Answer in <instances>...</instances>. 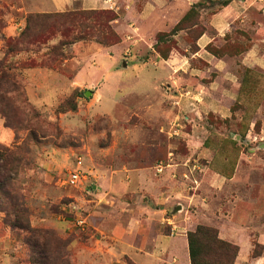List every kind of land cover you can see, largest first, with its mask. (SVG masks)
Here are the masks:
<instances>
[{
  "label": "crops",
  "instance_id": "1",
  "mask_svg": "<svg viewBox=\"0 0 264 264\" xmlns=\"http://www.w3.org/2000/svg\"><path fill=\"white\" fill-rule=\"evenodd\" d=\"M27 1L34 13L42 14L69 12L76 5L83 11H111L115 14L111 25L122 39L108 47L72 44L70 49L77 55L83 52L86 64L78 57L65 60L62 66L71 69L69 77L46 68L26 69L25 92L33 105L54 102L55 106L74 89H93L87 91L101 99L102 87L128 69L138 73L135 81L144 78L141 88L147 83L155 88L167 77L170 98L190 114L185 118L193 124L185 134L186 148L190 158L202 166L195 178L196 187L188 190H182L175 181V166L166 167L157 178L143 168L93 175L95 189L75 197L77 219L83 218L80 212H86L84 228L89 232L85 245L74 247L77 264H191L187 231L196 224L215 228L220 240L238 247L233 264H264V149L234 139L241 131L237 127L231 131L232 126L226 124L238 117L237 112L242 122L250 112L252 118L242 123L249 127L246 137L253 133L255 123L260 122L259 133L264 130V16L259 6L253 0H230L210 15L202 9L198 21L205 30L195 39L196 49L184 47V54L173 50L163 60L154 53L146 56L156 35L171 32L192 5L202 0ZM238 30L249 36L244 51L236 56H216L208 50V46L219 49L227 40L234 42L241 34ZM186 31L174 32L173 36ZM8 33L14 35L12 27ZM128 50L131 55L123 62L126 67L122 72L113 71L114 60ZM138 55L152 61H140ZM94 61L97 65H91ZM157 64L163 68L159 77L153 71L146 72ZM239 66L253 70L252 88L248 90L242 89L237 76ZM99 81L101 87L96 91L92 86ZM115 103L113 108L106 107L114 112ZM209 116L222 124L210 123ZM13 137L3 124L0 143L7 144ZM180 159L186 163L190 160ZM166 193L186 196L187 205L194 211L188 210V218L175 226V234H170L164 222L166 210L161 204ZM71 224L75 226L74 220ZM49 226L61 234L69 227L59 219ZM256 246L259 253L254 254Z\"/></svg>",
  "mask_w": 264,
  "mask_h": 264
},
{
  "label": "rangeland",
  "instance_id": "2",
  "mask_svg": "<svg viewBox=\"0 0 264 264\" xmlns=\"http://www.w3.org/2000/svg\"><path fill=\"white\" fill-rule=\"evenodd\" d=\"M223 1L226 0L215 2L202 0L192 5L194 14L198 16L202 9H206L207 15H210ZM27 2V0H0V70L13 76L8 80L0 79V127L4 124L14 135L7 144L0 143V150L3 147L22 144L26 153L11 175L10 189L13 194L24 195V206L27 208L32 227L51 229L59 237L71 239L70 256L72 264H77L74 247L76 244L80 247L85 245L89 232L86 228L81 229L71 224V221L74 220L75 223L79 216L75 197L87 195V192L95 189L93 175L118 171L120 168H143L151 170L157 178L162 175L166 167L175 166V181L180 184L182 190H188L189 187H196L195 178L202 166L190 158L191 154L186 148L185 134L190 133L193 124L185 118L190 114L180 110L175 99L170 98L167 77L166 81L155 88L149 87L148 83L141 88L140 84H143L144 78L140 77L135 81L138 73L128 69L102 87L104 97L101 99L93 96L92 93L85 95L87 90L93 91V89H84V91L74 89L55 106L54 102H35L37 106L33 105L25 92V71L30 68H26L27 64L24 65L23 62L38 64L44 60L49 65L48 68H44L69 77L71 69L62 66L65 60L78 57L80 62L86 64L82 60L83 52L77 55L70 49L72 44L103 45L94 38L75 40L74 38L79 35L77 30L61 27L58 24L60 18L55 14L50 20H44L42 17L32 18L26 35L20 36L28 25L27 18L35 16L31 4ZM86 16L83 15L87 18ZM111 22L109 24L104 22V27L99 29L100 35L107 32L108 26L114 30ZM196 23L195 28L179 37L173 36L174 33H171L173 30L166 33V42L156 46L152 43L153 52L150 51L146 56L153 53L159 56L158 48L167 45L172 46L171 49L179 54L185 53L184 47L192 51L195 38L205 30L199 21ZM9 27L14 30V35L8 33ZM188 27L190 22L186 28ZM93 32L96 34L97 31ZM239 32L241 34L238 33L235 38L237 46H248V34ZM117 36L120 43L122 39L118 34ZM10 40H17L18 46H21L18 48L26 51L18 52L16 48L10 51L7 48ZM130 55L128 50L115 59L112 70L122 72L126 67L123 66V62ZM146 56L138 55L136 59L150 61L151 59L148 60ZM91 65L97 64L94 61ZM162 70L163 68L158 64L146 68V72L158 73V77ZM146 79H149L148 75ZM101 83L99 81L97 86L92 87L98 91ZM6 98L13 100L15 109L6 110L1 103ZM113 102H117L114 112L110 111V108L114 107ZM247 110L248 108L244 111ZM239 114L240 112H237L238 117H233L229 123L226 122L227 125L232 126L231 131L237 127V131L243 132L248 127L242 123L245 119L252 118V114L246 113L243 122L239 120ZM208 120L216 126L222 124L211 116ZM244 139L249 138L245 135ZM211 143L215 142L211 141ZM180 158H189V163ZM75 171L84 175L85 183L81 179L74 185H67L69 175ZM176 194L166 193L162 196L165 202L161 207H165L166 210L164 222L170 227V234L176 233H172L170 224L178 226L179 222L186 220L188 210L194 214L193 209L187 205L186 196ZM177 206H180V210L174 212ZM80 215L86 219L85 211L80 212ZM58 219L67 222L69 226L67 233L61 234L49 226V223ZM198 225L203 224H196L187 232L194 231ZM0 229V264H30L31 252L28 246L21 241V235L17 236L15 231H11L4 224V214L1 212ZM259 248V246L254 247L255 254L259 253Z\"/></svg>",
  "mask_w": 264,
  "mask_h": 264
},
{
  "label": "trees",
  "instance_id": "3",
  "mask_svg": "<svg viewBox=\"0 0 264 264\" xmlns=\"http://www.w3.org/2000/svg\"><path fill=\"white\" fill-rule=\"evenodd\" d=\"M228 2H230V0L223 1L220 5H226ZM193 10L194 7L192 6L186 15L174 27L173 32L171 33L180 30H187L186 32H190L191 29L197 26L196 21L198 22L199 15L197 16L194 14ZM79 12L81 14H79ZM53 14L60 18L58 24L61 27L77 30L79 35L74 38L75 40L79 41L94 38L96 42L103 46H112L119 42V37L109 26V29L105 34L100 35L99 32V29L104 27V22L109 24V22L115 19V15L111 11H83L79 10L76 5L72 11ZM53 14L35 13V16H29L27 18L28 25L20 36L26 35L29 21L32 18L42 17L44 20H50L52 17H55L52 16ZM84 14L87 15V18L83 17ZM188 22H190V27L186 28ZM93 31H97L96 34H94ZM203 31L204 30H202L197 37ZM165 37H167L166 33H158L155 37L154 45L156 46L165 43ZM17 42V40H10L7 43V48L10 51H13L15 48L18 52L26 51L25 49L18 48L21 46H18ZM171 47L167 45L158 48L157 53L161 59H168L170 53L173 51ZM246 48L247 46H237L235 40L234 42L227 40L219 49L213 46H208V50L216 56H222L225 54L236 56ZM195 49L194 41V49L192 51ZM46 62L47 61L42 60L38 64L34 62L29 63L28 61L23 63L24 65L27 64L26 68H48L49 65ZM252 72L253 70L246 67H237L236 73L242 82V89L248 90L249 88H252ZM11 78H13V76H9L7 72L0 70L1 80H8ZM14 85L15 82L13 81V86ZM1 103L6 110L11 111L15 109L13 106V100H10V98H6L4 101H1ZM235 108L236 106H233L232 111L235 110ZM248 130L247 127L243 132L239 133L240 136L244 138ZM252 132L254 134L259 133L258 123L254 124ZM25 153L26 151L24 150V147H22V144L3 147V149L0 150V212L4 214V224H6L11 231H15L17 236L21 235V241L24 245L28 246V249L31 252L29 260L30 264H72V258L69 251L71 239L59 237L51 229L32 227L29 222L27 208L24 206V195L13 194L10 189L11 175L21 163L24 158L23 154ZM187 241L191 264H233L238 253L237 246L220 240L218 238L217 230L209 226L198 225L194 231L187 232ZM212 253L215 254L211 255Z\"/></svg>",
  "mask_w": 264,
  "mask_h": 264
},
{
  "label": "built area",
  "instance_id": "4",
  "mask_svg": "<svg viewBox=\"0 0 264 264\" xmlns=\"http://www.w3.org/2000/svg\"><path fill=\"white\" fill-rule=\"evenodd\" d=\"M254 3H257L258 6H259V10H260V13L264 16V0H253ZM249 139H244L246 140L248 143H252L254 144L255 148L258 146V144L260 143H263L264 142V130L261 131L260 133L258 134H251L250 137H248ZM160 168V167H159ZM81 179H84V175L81 174L80 172L78 171H75L73 173H71L66 181V184L68 185H74L76 184L78 181H80ZM75 225L81 229L84 228L85 226V221H84V218H78L76 221H75ZM171 226V231H175V226L170 224Z\"/></svg>",
  "mask_w": 264,
  "mask_h": 264
},
{
  "label": "water",
  "instance_id": "5",
  "mask_svg": "<svg viewBox=\"0 0 264 264\" xmlns=\"http://www.w3.org/2000/svg\"><path fill=\"white\" fill-rule=\"evenodd\" d=\"M123 66H125L124 63H123ZM87 93H90V91H86V92H85V95H86V96H87ZM234 139L239 140V139H241V138H240V136L238 135V136H235ZM243 142L248 143L246 140H243ZM256 149H257V150L264 149V142L258 144V146L256 147ZM177 210H180V206H177L176 208H174L173 211L176 212Z\"/></svg>",
  "mask_w": 264,
  "mask_h": 264
}]
</instances>
